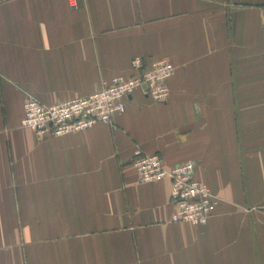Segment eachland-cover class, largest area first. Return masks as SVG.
<instances>
[{"label": "crops", "instance_id": "0c3cea01", "mask_svg": "<svg viewBox=\"0 0 264 264\" xmlns=\"http://www.w3.org/2000/svg\"><path fill=\"white\" fill-rule=\"evenodd\" d=\"M264 0H0V264H264ZM164 59L165 104L136 90L111 124L38 142L28 98L85 97ZM136 149L195 164L218 200L170 222Z\"/></svg>", "mask_w": 264, "mask_h": 264}, {"label": "built area", "instance_id": "2783aa9c", "mask_svg": "<svg viewBox=\"0 0 264 264\" xmlns=\"http://www.w3.org/2000/svg\"><path fill=\"white\" fill-rule=\"evenodd\" d=\"M67 2L71 7L77 6V0ZM261 31L264 42V13ZM131 70L133 76H116L93 94L71 101L46 105L28 98L23 105L21 127L30 130L41 142L81 132L96 124H111L115 116L125 112L127 101L138 89L144 88L147 96L156 103L168 101L167 82L175 72L170 62L159 59L145 67L141 59L135 57L131 61ZM130 165L135 169L139 183L169 181V202L173 207L171 223L201 226L215 213L218 200L206 184L195 179L193 162L166 168L159 155H146L136 149Z\"/></svg>", "mask_w": 264, "mask_h": 264}]
</instances>
